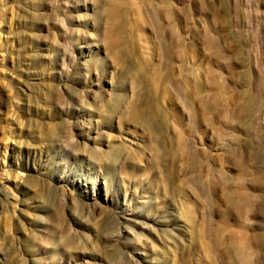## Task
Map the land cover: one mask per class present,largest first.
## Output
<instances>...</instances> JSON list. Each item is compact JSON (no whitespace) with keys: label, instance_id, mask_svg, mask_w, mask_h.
I'll return each mask as SVG.
<instances>
[{"label":"rangeland","instance_id":"1","mask_svg":"<svg viewBox=\"0 0 264 264\" xmlns=\"http://www.w3.org/2000/svg\"><path fill=\"white\" fill-rule=\"evenodd\" d=\"M239 232L264 264V0H0V264H241Z\"/></svg>","mask_w":264,"mask_h":264},{"label":"bare ground","instance_id":"2","mask_svg":"<svg viewBox=\"0 0 264 264\" xmlns=\"http://www.w3.org/2000/svg\"><path fill=\"white\" fill-rule=\"evenodd\" d=\"M238 183V182H237ZM248 197V196H247ZM249 198V197H248ZM247 202V201H246ZM248 203H249V200H248ZM250 204V203H249ZM231 233V232H230ZM241 232H239V234H240ZM232 234V233H231ZM234 234V233H233ZM238 235V234H237ZM237 235H234V238H235V236H237ZM244 236H245V233L243 234ZM243 235H241L240 234V239L239 240H237V241H231V240H229V241H231L232 243L230 244L231 245V247H230V251H231V253L235 256V257H237V258H239V260H241L240 261V263L241 264H253L254 262H252L253 260H252V258H250V257H252V256H250V254H249V251H248V245H247V242L243 239V240H241V236H243ZM253 236V235H252ZM245 238L247 239V237L245 236ZM236 239V238H235ZM220 240V239H219ZM218 240V241H219ZM222 243V242H221ZM212 258V257H211ZM252 260V261H251ZM243 262V263H242Z\"/></svg>","mask_w":264,"mask_h":264}]
</instances>
